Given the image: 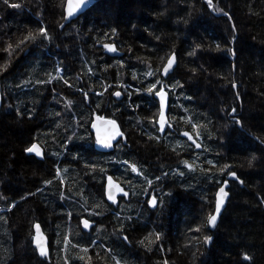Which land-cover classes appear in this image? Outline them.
<instances>
[{
	"label": "trees",
	"instance_id": "obj_1",
	"mask_svg": "<svg viewBox=\"0 0 264 264\" xmlns=\"http://www.w3.org/2000/svg\"><path fill=\"white\" fill-rule=\"evenodd\" d=\"M62 2L0 0V264H264V0H213L228 15L207 0H98L65 28ZM108 43L122 56H108ZM96 116L123 133L110 154L95 149ZM34 143L43 160L27 154ZM232 172L243 183L230 182L211 232L207 216ZM109 176L128 200L107 203ZM36 224L50 261L33 246Z\"/></svg>",
	"mask_w": 264,
	"mask_h": 264
},
{
	"label": "water",
	"instance_id": "obj_2",
	"mask_svg": "<svg viewBox=\"0 0 264 264\" xmlns=\"http://www.w3.org/2000/svg\"><path fill=\"white\" fill-rule=\"evenodd\" d=\"M75 2H76V0H73V3H75ZM97 2H98V0H85L84 6H82L72 17L68 18L67 17L68 0H66V4H65L66 22L64 24L65 25L66 24L68 25L72 21L77 20L78 18H80L81 16H83ZM105 45L114 46L115 49H116V51L115 52L108 51V48L105 47ZM105 45H103V48L105 49V53L108 56L115 57V58L122 56V52L118 49V47L115 44L108 43V44H105ZM173 56L175 57V59H174V61L172 63L171 68H169L168 73L165 75L164 74V68L167 65L169 59H171ZM169 59L167 60L165 66L163 67L162 74H161L162 75V78L165 79V80L175 72V70L177 68V64H178L177 56L175 54L172 55ZM163 91L166 93L165 101H164V107L163 108H161V106H160L159 97L156 96V100L158 101V104L160 106V114H159V119H158L159 130L161 129V124H163V131L160 130V134L161 135H164L165 134V131L167 129V126L171 128V125L169 124V121H168L169 99H170V96H169V93L165 89H163ZM120 93H121V95L119 97L116 96L117 100H122V98H123L122 92H120ZM3 105H4L3 85H2L1 78H0V113L2 111ZM161 112H163V116H161ZM97 117H99V116L94 117V120H93L92 125H91V131H92V134H93L94 139H95V148H96V150L99 153H103V154L112 153L114 151V149H115V146H116L117 142H118L119 136H117L115 140H112L111 141V143L113 145V147H111V148H105L100 143H98L97 142V138L98 137L101 138V139H104V138H106L107 135L111 134V132H113L114 129H113V126L112 125H110V124L107 123V121H109L108 119H97ZM115 124L118 127V124L116 122H115ZM98 129H99V131H98ZM184 133H188V132H184ZM184 133H182V136L181 137L183 139H186L187 141H189L190 143H192L193 145L196 146L197 145V142L194 140V138L191 135V133H188V135H184ZM189 137H191V139ZM193 141H195V143ZM34 145L40 150V152H41L42 155L37 156L35 154V152H28V151H27V154L28 155H35L38 160H43L44 159V150L40 147V145L38 143H34L33 146ZM197 148L200 149L201 148L200 145ZM112 180H113L114 183H113V185H112L111 188H109L108 179H107L106 185H105V198H106L107 203L108 204H116L117 201H118V198H126V199H129V192L119 182H117L113 177H112ZM231 181L240 182L241 180L238 178L237 174L235 175V177L230 175L229 178H228V180H226L223 183V185L221 186V187L224 188V191L228 193V195H227V197H224L223 198V204H222V206L220 208V212H219V214L217 216V221H216L215 227H212L211 225H208V228L210 229L211 232H214L217 229V227H218V225L220 223L221 217H222V215H223V213H224V211H225V209L227 207V204H228V201H229V198H230V193H229L228 189L230 187V182ZM220 188L218 189V191H217V193L215 195V206H214L213 215L216 214V205H217V202L221 199V196H220ZM119 189H123V191L124 192H127L128 195L127 196H124L123 193L119 191ZM109 192H111L112 195L115 196L116 203H113L110 199H108ZM150 201H151V199H150ZM156 207H157V202H156V206L155 207L151 206V203H150V208L151 209H156ZM85 219H83V220H85ZM89 222H90V228H84L83 223L81 222L82 229H83L84 232H90L92 230V228H93V222H91V221H89ZM38 225L40 226L39 233H37V230H36V227L35 226H34V230H33L34 231L33 246H34L35 250L37 251V254H38L39 258H41V259H47V260L50 261V257H51L50 239L45 234V232H44L41 224H38ZM38 235H42V239H41L40 243L43 245V248L46 251L47 255H41V249L39 247H37V239H36V237ZM211 240H212V238H211Z\"/></svg>",
	"mask_w": 264,
	"mask_h": 264
},
{
	"label": "snow or ice",
	"instance_id": "obj_3",
	"mask_svg": "<svg viewBox=\"0 0 264 264\" xmlns=\"http://www.w3.org/2000/svg\"><path fill=\"white\" fill-rule=\"evenodd\" d=\"M4 3L5 4H9V0H4ZM84 4H85V0H76L75 3H73V0H68L67 17L68 18L72 17L82 6H84ZM207 4H208V6L210 8H214V10H216L218 12H223L224 15H228V13L227 12H224L223 9L215 8L214 5H213V0H207ZM9 6L10 7H19L20 5H18V4H10ZM60 27H63V25L61 24ZM39 31H40V34L42 36H44L45 38H49L47 36V31L45 29H40ZM29 38H31L33 40L35 39V37L31 36V34H29ZM105 47H107L108 48V51H110V52H115L116 51V49H115L114 46L105 45ZM216 48L219 49L220 48V45L219 44L216 45ZM8 49L9 50L11 49V45L8 46ZM228 51L229 52H232V49H228ZM9 54H11L10 51H9ZM174 59H175V57L173 56L171 59H169L167 65L165 66V68H164V74L165 75L168 73L169 68H171ZM149 75H151V73H149ZM157 83H159V81H157ZM154 88H155V84H153L148 89V91L149 92H152L154 90ZM113 94L115 96H117V97H119L121 95V93L119 91H116ZM155 95L159 97L160 106H161V108H163L164 107L165 96H166V93L163 91V88H161L160 91L156 92ZM85 97H87V93H85ZM70 103H71V101H69V104ZM234 111L235 110L233 109V112ZM161 116H163V112H161ZM97 119H102V118L97 117ZM107 123L113 126L114 131L111 132V134L107 135L106 138H104V139H101V138L98 137L97 138V142L100 143L105 148H111V147H113L111 141L112 140H115L117 136H123V133H121L119 131V128L116 126L114 120H109V121H107ZM236 123H240V121L237 120ZM160 130L163 131V124H161V129ZM98 131H99V129H98ZM184 135H188V133H184ZM189 138L191 139V137H189ZM193 142L195 143V141H193ZM196 146L199 147L198 144ZM26 151H28V152H35V154L37 156L42 155L41 152H40V150L35 145L32 146V147L27 148ZM255 159H256V157L253 156L251 158V160H249V162H248V166L249 167L252 166V161L255 160ZM124 163L127 164L128 161H124ZM185 163H187V162H185ZM208 163L211 164L212 162L211 161H208ZM188 167L191 168V165H188ZM225 167H227V166H225ZM131 169H132L133 172H137L138 171L137 168L135 167V165H131ZM165 175H167V173H165ZM230 175L235 177L236 174H235V172H232V173H230ZM156 179L159 180L160 177H157ZM240 182L243 183V181H240ZM113 183L114 182L112 180V177L109 176L108 177V185H109V188L112 187ZM147 183H148L149 186H151L152 181L151 180H148ZM119 191L122 192L124 196H127L128 195V193L127 192H124L123 189H119ZM145 194H147V193H145ZM227 195H228V193L224 191V188L223 187H221L220 188V196H221V199L217 202V205H216V214L215 215L209 214L207 216V223H208V225H211L212 227H215L216 221H217V216H218V214L220 212V208H221V206L223 204V198L224 197H227ZM108 199H110L113 203H116L115 196L112 195L111 192H109V194H108ZM150 203H151V206H153V207L156 206V197L155 196H152ZM82 223H83L84 228H90V222H89V220L85 219V220L82 221ZM35 227H36L37 233H39L40 226L37 224V225H35ZM196 230L199 231V229H196ZM36 239H37V247H39L41 249V255H47L46 251L43 248V245L40 243V241L42 239V235H38L36 237ZM124 239L127 240V236H125ZM157 239H159V235L158 234H157ZM203 242L205 244L210 243L211 242V237L205 235L204 238H203ZM84 251L87 252V249H84ZM245 259H249L250 260L251 257H249V256L246 255L245 256ZM165 264H167V262H165Z\"/></svg>",
	"mask_w": 264,
	"mask_h": 264
},
{
	"label": "flooded vegetation",
	"instance_id": "obj_4",
	"mask_svg": "<svg viewBox=\"0 0 264 264\" xmlns=\"http://www.w3.org/2000/svg\"><path fill=\"white\" fill-rule=\"evenodd\" d=\"M62 3H63L62 5H63V8H64V9H63V14H64V18H65V19H64V18L61 19V21L64 20V21L61 23V24L63 25V24L66 22V16H65V4H66V0H64V2H62ZM61 21H60V22H61ZM65 27H67V26H64V25H63L62 28H65ZM26 55H28V52H26ZM26 55H25V56H26ZM154 98H156V95L154 96ZM158 193H159V192H158ZM158 193H157V194H158ZM129 194H130V193H129ZM157 194H156V196H157ZM121 200H123V199H121ZM121 200H120V201H121Z\"/></svg>",
	"mask_w": 264,
	"mask_h": 264
},
{
	"label": "rangeland",
	"instance_id": "obj_5",
	"mask_svg": "<svg viewBox=\"0 0 264 264\" xmlns=\"http://www.w3.org/2000/svg\"><path fill=\"white\" fill-rule=\"evenodd\" d=\"M118 88H119V87H118ZM116 91H119V92H120V90H119V89L115 90L114 92H116ZM33 237H34V235H33Z\"/></svg>",
	"mask_w": 264,
	"mask_h": 264
}]
</instances>
